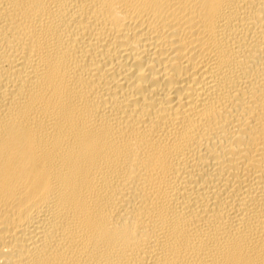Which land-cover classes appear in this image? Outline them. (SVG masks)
Instances as JSON below:
<instances>
[{"label": "bare ground", "instance_id": "obj_1", "mask_svg": "<svg viewBox=\"0 0 264 264\" xmlns=\"http://www.w3.org/2000/svg\"><path fill=\"white\" fill-rule=\"evenodd\" d=\"M0 264H264V0H0Z\"/></svg>", "mask_w": 264, "mask_h": 264}]
</instances>
